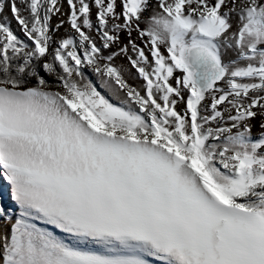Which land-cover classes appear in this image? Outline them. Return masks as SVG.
Segmentation results:
<instances>
[{"label": "snow or ice", "instance_id": "obj_1", "mask_svg": "<svg viewBox=\"0 0 264 264\" xmlns=\"http://www.w3.org/2000/svg\"><path fill=\"white\" fill-rule=\"evenodd\" d=\"M0 264H264V0H0Z\"/></svg>", "mask_w": 264, "mask_h": 264}, {"label": "bare ground", "instance_id": "obj_2", "mask_svg": "<svg viewBox=\"0 0 264 264\" xmlns=\"http://www.w3.org/2000/svg\"><path fill=\"white\" fill-rule=\"evenodd\" d=\"M53 20L55 21V18H53Z\"/></svg>", "mask_w": 264, "mask_h": 264}, {"label": "rangeland", "instance_id": "obj_3", "mask_svg": "<svg viewBox=\"0 0 264 264\" xmlns=\"http://www.w3.org/2000/svg\"><path fill=\"white\" fill-rule=\"evenodd\" d=\"M13 27H14V25H13ZM253 131H255V129Z\"/></svg>", "mask_w": 264, "mask_h": 264}]
</instances>
